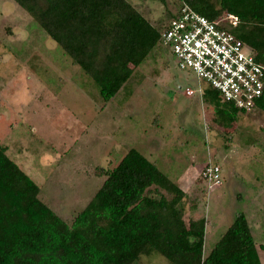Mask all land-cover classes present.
<instances>
[{
	"label": "rangeland",
	"instance_id": "rangeland-1",
	"mask_svg": "<svg viewBox=\"0 0 264 264\" xmlns=\"http://www.w3.org/2000/svg\"><path fill=\"white\" fill-rule=\"evenodd\" d=\"M128 1L156 28L184 3ZM187 88H201L202 98ZM216 93L160 46L105 102L24 9L0 0V144L39 185L40 199L72 221L104 181L94 170L117 166L135 148L174 182L183 179L186 221L204 217L209 224L205 255L244 212L264 264V112L221 119L204 100ZM209 163L221 168L219 187L201 178ZM138 264L169 262L155 253Z\"/></svg>",
	"mask_w": 264,
	"mask_h": 264
},
{
	"label": "trees",
	"instance_id": "trees-1",
	"mask_svg": "<svg viewBox=\"0 0 264 264\" xmlns=\"http://www.w3.org/2000/svg\"><path fill=\"white\" fill-rule=\"evenodd\" d=\"M14 1L93 79L105 102L161 46L167 25L156 28L128 0ZM183 2L213 21L238 17L232 30L264 64V0ZM204 100L221 119L245 113L218 93ZM256 109L264 112V94ZM7 151L0 144V264H138L155 253L169 264H262L244 212L205 255L208 221L187 222L186 193L135 148L117 166L94 170L104 181L72 221L40 199L39 185Z\"/></svg>",
	"mask_w": 264,
	"mask_h": 264
},
{
	"label": "built area",
	"instance_id": "built-area-1",
	"mask_svg": "<svg viewBox=\"0 0 264 264\" xmlns=\"http://www.w3.org/2000/svg\"><path fill=\"white\" fill-rule=\"evenodd\" d=\"M239 18L228 14L210 20L183 3L162 31L160 44L181 71L215 89L223 101L249 113L264 94V64L232 30ZM201 88L186 93L201 95ZM221 168L207 164L201 178L210 188L222 184Z\"/></svg>",
	"mask_w": 264,
	"mask_h": 264
},
{
	"label": "crops",
	"instance_id": "crops-1",
	"mask_svg": "<svg viewBox=\"0 0 264 264\" xmlns=\"http://www.w3.org/2000/svg\"><path fill=\"white\" fill-rule=\"evenodd\" d=\"M198 94V93H197ZM199 95V94H198ZM200 96V95H199ZM201 97V96H200ZM202 98V97H201ZM179 185H180V187L184 190V188L182 187V182H183V179L182 180H178V181H176ZM185 191V190H184ZM196 218V217H195ZM208 226H209V224L207 223L206 224V235H205V241H206V238H207V235H208Z\"/></svg>",
	"mask_w": 264,
	"mask_h": 264
}]
</instances>
